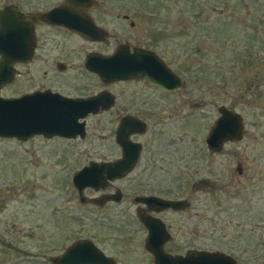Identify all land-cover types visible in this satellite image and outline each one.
Here are the masks:
<instances>
[{
	"label": "rangeland",
	"instance_id": "rangeland-1",
	"mask_svg": "<svg viewBox=\"0 0 264 264\" xmlns=\"http://www.w3.org/2000/svg\"><path fill=\"white\" fill-rule=\"evenodd\" d=\"M62 1L0 0V8L14 3L27 12ZM94 1L87 15L116 40L103 45L53 37L63 53L70 52L63 71L45 61L41 45L34 61L14 65L19 75L0 87L3 98L38 89L69 97L105 90L115 97L110 109L83 119L82 138L0 137V264H51L49 258L78 238L92 241L115 264H152L132 201L124 197L103 207L81 203L71 183L72 174L88 161L118 158L116 124L122 115L140 119V94L151 106L143 114L148 118L141 136L145 147L132 171L111 187L140 194L145 162L144 190L162 196L170 191L189 199L192 181H211L209 188L193 192L187 209L161 217L171 233L165 250L180 255L187 249L220 251L236 264H264V0ZM153 39L156 43L149 44ZM124 41L154 51L180 77L178 91L164 94L141 79L104 84L84 71L85 52L109 54ZM219 105L241 116L244 133L213 156L204 138ZM130 139L140 142V134ZM237 161L241 173L235 170ZM100 192L85 188L82 194Z\"/></svg>",
	"mask_w": 264,
	"mask_h": 264
},
{
	"label": "water",
	"instance_id": "water-1",
	"mask_svg": "<svg viewBox=\"0 0 264 264\" xmlns=\"http://www.w3.org/2000/svg\"><path fill=\"white\" fill-rule=\"evenodd\" d=\"M94 0H63L45 12L34 13L35 19L67 29L87 41L98 40L104 31L95 25L86 10ZM32 25L19 16L14 5L0 8V87L14 76V63H27L33 49ZM84 68L93 72L104 83L126 80H143L146 84L163 92H175L181 87L179 76L170 70L152 50L118 46L107 56L90 53L85 57ZM114 104V97L102 90L90 97L70 98L44 90L24 93L14 98L0 96V137L27 140L35 135L44 137L61 136L82 138L83 119L88 114L107 111ZM217 117L210 125L205 137L209 154L219 153L226 143L238 142L244 130L241 116L223 105L216 108ZM145 128L140 119L123 115L114 131L115 142L121 149V156L114 161H88L71 176V183L78 200L86 203L82 195L84 188L101 189L107 181L121 178L135 165L140 145L130 140V135L140 134ZM239 173V168L235 167ZM89 203L101 206L118 197L87 199ZM152 202L154 211L164 209L181 210L188 204L185 199H162L156 196L135 197L136 203ZM149 204V203H147ZM138 219L144 225L147 235L143 248L151 255L152 264H236L235 259L220 251L187 249L182 255L164 251L169 235L163 223L150 216ZM51 264H115L111 256L105 255L92 241L79 238L64 251L49 258Z\"/></svg>",
	"mask_w": 264,
	"mask_h": 264
},
{
	"label": "flooded vegetation",
	"instance_id": "flooded-vegetation-1",
	"mask_svg": "<svg viewBox=\"0 0 264 264\" xmlns=\"http://www.w3.org/2000/svg\"><path fill=\"white\" fill-rule=\"evenodd\" d=\"M14 5V6H16V8H17V10H18V12H19V16L22 18V19H24V20H26L28 23H30L31 25H32V37H33V49H32V52H31V55H30V58H29V61L27 62V63H19V62H17V63H14L13 64V68H14V70H15V73H14V76L15 75H19V71H18V69H16V67H14V65L15 66H18V65H29V64H31L33 61H34V59H35V55H36V51H37V48L39 47V46H41V45H44V51L46 52L45 53V61H50L51 63H52V65H53V67H54V69L56 70V71H63L68 65H69V59H70V57H68L69 55H70V52H68V53H63V50L59 47V45L57 44L58 42H54L53 41V37H56V36H58V35H63V36H66V37H76V38H78V39H80V40H82V41H86V42H88L87 40H85V39H83L82 37H80L79 35H77L76 33H74V32H72V31H69V30H67V29H61V28H59L58 26H56V25H52V24H47V23H45V22H43L42 20H39V19H35V18H33V14L34 13H40V12H45V11H47V10H49L50 8H52V7H49V8H46V9H40V10H33V11H27V12H23V11H21L20 9H19V7L16 5V4H14V3H9V4H6V5ZM94 4H96V1H95V3ZM57 6V5H56ZM55 7V6H54ZM47 25V26H49V29H39V27H41V25ZM50 28H52V29H50ZM42 31H44L45 33H50V34H52V35H54V36H52V37H49L48 35L47 36H44V35H41V33L40 32H42ZM102 31H104V34L102 35V36H100L99 37V39L98 40H93V41H89V42H91V43H96V44H103V45H108V43H109V39L111 38L112 40H116L113 36H111V34L108 32V30L107 29H102ZM116 46L113 48V50L111 51V53H109V54H103V53H100V52H98V51H96V50H93V51H88V52H85L84 53V55H83V62H82V66H83V68H84V60H85V57L88 55V54H90V53H98V54H100V55H103V56H107V55H110V54H112L113 53V51H114V49L116 48V47H118V46H123V47H125V48H127V51L128 52H131V50H132V48H141V47H136V46H130L129 44H128V42L127 41H124L123 43H116L115 44ZM62 46V45H61ZM63 48V47H62ZM144 49V48H143ZM51 52L52 50H55V54H53V56H52V54H51V57H48L49 56V54H48V52L49 51ZM75 53H77V52H75ZM167 66V65H166ZM168 67V66H167ZM169 68V67H168ZM84 71H86V72H88V73H91V74H94L93 72H90V71H88V70H86L85 68H84ZM95 75V74H94ZM13 76V77H14ZM96 76V75H95ZM97 77V76H96ZM98 78V77H97ZM180 78V77H179ZM13 79V78H12ZM11 79V80H12ZM10 80V81H11ZM180 81H181V79H180ZM117 82H119V81H117ZM181 84H182V81H181ZM44 90H47V91H50V92H53V93H56V94H58V95H60V96H63V97H69V96H66V95H62V94H60V92L59 91H51V90H49V89H38V90H33V91H31V92H34V91H44ZM99 91H102V90H99ZM98 91V92H99ZM178 91V90H177ZM177 91H175V92H177ZM31 92H28V93H31ZM98 92H96L95 94H97ZM161 92H163V91H161ZM175 92H163L164 94H173V93H175ZM95 94H90V95H88V96H84L83 98H85V97H90V96H93V95H95ZM112 94V93H111ZM112 96L114 97V95L112 94ZM80 97H82V96H78L77 98H80ZM70 98H76V97H70ZM114 104H115V97H114ZM114 104H113V106H114ZM147 104H148V101H147V99L143 96V95H141L140 94V104L137 106L139 109H140V121L141 122H143L144 123V125H145V128H144V130L142 131V132H140V142H137V141H134V140H132V139H130L131 141H133V142H137V143H139V145H140V150H139V155H138V158H139V156H140V158H141V153H142V151H143V149H144V147H145V141L141 138V136L144 134V132H145V129H146V126H147V123L145 122L146 121V119H148L147 117H145L143 114H146V113H144V111L146 110V109H149V108H151V106H147ZM112 107V106H111ZM110 107V108H111ZM109 108V109H110ZM123 116V115H122ZM130 116H132V115H130ZM137 118V117H136ZM120 119V118H119ZM139 119V118H138ZM215 120V119H214ZM119 121V120H118ZM118 123V122H117ZM117 125V124H116ZM209 130V129H208ZM207 133H208V131H207ZM134 135V134H133ZM207 135V134H206ZM206 135H205V137H206ZM131 136V135H130ZM130 138V137H129ZM114 142H115V138H114ZM115 144L118 146V144L115 142ZM204 145H205V138H204ZM204 148L207 150V148H206V146H204ZM118 149H119V156H118V158H116V159H113V160H106L105 162H108V161H114V160H117V159H119L120 158V156H121V149H120V147L118 146ZM207 153H208V151H207ZM219 154V153H218ZM218 154H210V155H213V156H217ZM138 160V159H137ZM141 160L142 159H140V162H141ZM92 161V160H91ZM104 161V160H103ZM96 162V161H95ZM98 162H101V161H98ZM137 162V161H136ZM136 164V163H135ZM238 168H239V173H241L242 172V167H241V163H240V161H237L236 162V164H235ZM135 166V165H134ZM134 166H133V168H134ZM147 166H149V163H146L145 162V164H140V194H135V195H127L126 193H124V190L122 189V188H118V187H111V183L112 182H114V181H117V180H121V179H123L124 177H126L129 173H130V171H132V169L129 171V172H127V173H125L121 178H118V179H114V180H112V181H107L106 183H105V186L103 187V188H101L100 190H101V192L99 193V195H96V196H91V197H85L83 194V197H85V199H86V202L87 201H89V200H87V199H90V198H98V197H103V198H106V197H113L114 198V196L115 197H118V200H108V201H106V202H104V204L103 205H101V207H103L104 205H106V204H110V203H118V202H120L121 201V199H123L124 197H128L129 199H130V201H132V203L134 204V210H133V215H134V217H135V219L138 221V223H139V225H140V232L142 233V238H143V240H144V238H145V236L147 235V231H146V229H145V227H144V225L142 224V222H141V220H139L138 219V216L141 218H144V217H146V216H150V217H154V218H158L162 223H163V225H164V228H165V230L167 231V233H168V235H169V240H170V238H171V236H170V231H169V224H167L165 221H164V219H165V217H164V219H162L161 217H163V215L165 214V213H177V212H181L180 210H173V209H164V210H161V211H154V210H152L151 208H149V205H152V202H143V201H141L140 200V202L139 203H136L135 201H134V199H135V197H137V196H140V197H147V196H156V197H158V198H162V199H167V200H171V199H185V198H183V197H175V196H172L171 195V192L169 191L168 193H166V194H164L163 196L161 195V194H158V193H155L154 192V190H150V189H147V190H144L145 188V181H144V176H143V171L145 170V167H147ZM211 185H213V183L211 182V181H208L207 179H205V178H198V179H196V180H194V181H192V183H190V187H189V199H191V197H192V195H193V192L194 191H200L201 189H203V188H209L208 186H211ZM85 189V188H84ZM78 198V197H77ZM189 199L187 198V199H185L186 201H187V205H186V208L185 209H187L188 207H189ZM80 202V201H79ZM89 203V202H88ZM147 203H149V204H147ZM90 204H92V203H90ZM95 205V204H94ZM100 207V206H99ZM79 239V238H78ZM168 240V241H169ZM164 246H165V244H164ZM164 248V247H163ZM164 251H166L165 250V248H164ZM166 252H168V251H166ZM168 253H170V252H168Z\"/></svg>",
	"mask_w": 264,
	"mask_h": 264
},
{
	"label": "trees",
	"instance_id": "trees-1",
	"mask_svg": "<svg viewBox=\"0 0 264 264\" xmlns=\"http://www.w3.org/2000/svg\"><path fill=\"white\" fill-rule=\"evenodd\" d=\"M156 41H157V39H153V40H151L152 43H149V44H154V43H156Z\"/></svg>",
	"mask_w": 264,
	"mask_h": 264
}]
</instances>
